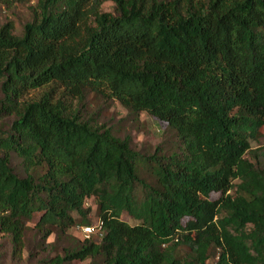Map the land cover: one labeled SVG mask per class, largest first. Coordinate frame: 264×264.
Masks as SVG:
<instances>
[{"label": "trees", "instance_id": "1", "mask_svg": "<svg viewBox=\"0 0 264 264\" xmlns=\"http://www.w3.org/2000/svg\"><path fill=\"white\" fill-rule=\"evenodd\" d=\"M105 1L38 0L22 35L0 25V230L13 256L31 221L93 224L95 197L101 240L53 264H209L211 248L216 264H264V164L247 156L264 133V0ZM90 92L166 123L176 148L141 159L82 115Z\"/></svg>", "mask_w": 264, "mask_h": 264}, {"label": "rangeland", "instance_id": "2", "mask_svg": "<svg viewBox=\"0 0 264 264\" xmlns=\"http://www.w3.org/2000/svg\"><path fill=\"white\" fill-rule=\"evenodd\" d=\"M38 0H29L25 3H15L11 7L6 4L0 5V25L12 21L15 26L14 33L22 35L24 26L33 19V9L37 5ZM103 11L115 12V4L111 0H106L102 5ZM35 91L33 94H37ZM1 97V94H0ZM82 115L90 119L98 125L111 127L113 133L124 138L129 136L132 141V147L139 157L151 156L154 154L157 146H163L160 154L170 153V150L176 148L177 139L173 132L168 129L166 123L157 120L147 112H142L139 118H134L119 101L103 97L95 92L87 95L86 101L80 105ZM0 120V124H1ZM251 152L248 157L259 165L264 164V133L258 139L251 140ZM12 165L15 171L21 176H25L28 172L22 163V159L16 155L12 158ZM142 176L147 180L154 181V176L149 170L140 163ZM32 171V170H31ZM37 174L44 173V168L40 167L36 170ZM138 188V193H140ZM220 193H213L212 197H219ZM86 207H91L92 211L88 218L95 227L91 237L100 241L104 232L98 230L97 226L100 221L97 217V199L91 197L86 202ZM78 220L77 225L67 230L66 234L61 233L58 228L48 227L39 229L36 220L29 223L30 229L27 231L25 240L26 247L21 260L13 256V247L8 236L4 235L0 230V264H53L51 259L57 255H64L68 248L80 246L87 237L83 227L85 224L80 223L81 216L75 214ZM125 220L134 224L137 221L131 216L124 215ZM187 219H184L186 221ZM220 248H211L209 264H216L218 260ZM191 252L190 247L180 246L177 254L185 257ZM66 264H105L102 259H86L84 261L66 262Z\"/></svg>", "mask_w": 264, "mask_h": 264}, {"label": "built area", "instance_id": "3", "mask_svg": "<svg viewBox=\"0 0 264 264\" xmlns=\"http://www.w3.org/2000/svg\"><path fill=\"white\" fill-rule=\"evenodd\" d=\"M97 228L98 230H100L101 229L100 225H98ZM83 229H84V233L86 234V236L89 237L93 233V230L95 229V227L92 225H86L83 227Z\"/></svg>", "mask_w": 264, "mask_h": 264}]
</instances>
